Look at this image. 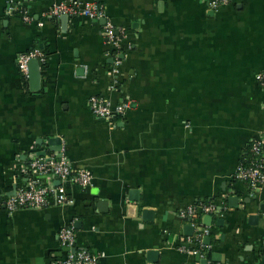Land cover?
<instances>
[{"label":"crops","instance_id":"1","mask_svg":"<svg viewBox=\"0 0 264 264\" xmlns=\"http://www.w3.org/2000/svg\"><path fill=\"white\" fill-rule=\"evenodd\" d=\"M64 1L0 0V264H59L70 225L75 250L100 264H262L264 188L252 194L235 175L264 137V0L217 11L207 0H95L124 30L117 73L103 20L49 15ZM35 48L47 59L36 89L17 64ZM93 96L130 107L111 125L92 114ZM62 153L91 185H65L64 206L54 195L46 209L9 213L31 155ZM198 201L218 206L201 219L202 258L180 250L195 230L179 213Z\"/></svg>","mask_w":264,"mask_h":264},{"label":"built area","instance_id":"2","mask_svg":"<svg viewBox=\"0 0 264 264\" xmlns=\"http://www.w3.org/2000/svg\"><path fill=\"white\" fill-rule=\"evenodd\" d=\"M232 0H207L212 11H217L222 6L229 5ZM16 11L14 2L7 6V14L12 15ZM51 17H86L90 20H106V12L103 5L95 0H69L55 4L49 11ZM24 21H32V18L23 13ZM103 35L113 51V72L117 73L121 64L120 55L124 30L115 27L108 20L103 26ZM38 60L44 64L47 59L44 52L35 48L28 53L22 54L17 60L19 70L28 75L29 63ZM260 88L264 91V72L256 76ZM129 103H122L113 106L106 99L93 96L89 100V108L92 114L111 125L117 124L118 120L126 115ZM250 158L244 159L239 165L235 178L248 185L251 193L264 188V137L254 139L249 149ZM27 182L18 188L15 195L8 197L5 201V208L9 213L24 209H46L51 204V198L56 195L60 205L69 203L65 194L64 186L72 184L80 188H87L92 183V174L87 169L75 170L67 158L61 154L57 160L45 159L37 154H32L26 167ZM52 176L61 181L62 185L54 187L53 184H43L42 177ZM218 213V206L215 201H198L179 213V218L192 226L195 230L194 237L189 239L190 245L183 246L182 252L195 257H204L210 246L204 243L205 238L210 234L211 228L203 225L201 219L204 216H212ZM60 244L68 250L66 259L59 264H100L101 254H93L88 251L75 250L77 234L74 226H64L59 233Z\"/></svg>","mask_w":264,"mask_h":264},{"label":"water","instance_id":"3","mask_svg":"<svg viewBox=\"0 0 264 264\" xmlns=\"http://www.w3.org/2000/svg\"><path fill=\"white\" fill-rule=\"evenodd\" d=\"M64 18L67 17V16H63ZM106 20H103V22L105 23ZM41 63L38 61V60H32L30 63H29V67H28V76H29V79H30V82H31V85L33 87H35V89L37 87H40V84H41V80H42V67H41ZM49 144L51 146H55V145H59L61 144V139L60 138H53L49 141ZM55 151H58L60 152V148H54ZM43 156H45V154H42ZM16 187L14 189V192L12 194L9 195V197L11 196H14L15 193H16ZM235 201L236 198H234ZM147 214H153L152 212H148L146 211ZM253 219H257L256 217L253 218ZM187 230L190 231V235L191 233L193 232V228L192 226H187ZM188 232V231H187ZM207 241H209V238L207 239ZM262 264H264V256H263V259H262Z\"/></svg>","mask_w":264,"mask_h":264},{"label":"trees","instance_id":"4","mask_svg":"<svg viewBox=\"0 0 264 264\" xmlns=\"http://www.w3.org/2000/svg\"><path fill=\"white\" fill-rule=\"evenodd\" d=\"M250 158V154L248 153L247 156H246V160Z\"/></svg>","mask_w":264,"mask_h":264}]
</instances>
